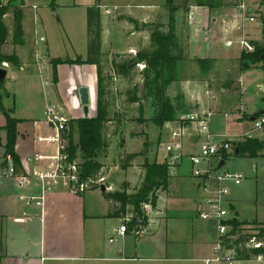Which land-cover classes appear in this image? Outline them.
<instances>
[{
  "label": "crops",
  "instance_id": "obj_1",
  "mask_svg": "<svg viewBox=\"0 0 264 264\" xmlns=\"http://www.w3.org/2000/svg\"><path fill=\"white\" fill-rule=\"evenodd\" d=\"M98 2L102 5L101 23L105 11L107 14H112V25L121 24L122 27L131 31L132 35H135V32L132 31L133 25L136 22L139 28L140 20L134 16L132 10L128 9L133 5L126 4L121 0H115V2L100 0ZM0 4H9L8 11L3 18L7 28V42L2 47V53L4 55L15 54L20 61L19 65L3 62L0 66L5 67L8 71L6 80L8 78L11 81L22 79L24 83L22 92L25 95L28 93L30 100L27 106L18 107L16 101L21 92L14 90L13 98L12 90L11 94L7 96L9 90L4 91L0 87V166L7 165L8 158H11L17 174H25L29 178V183L21 186L16 176H0V264H69L71 262L75 264H126L128 262L133 264H143V262L146 264H208L206 259L213 256V241L209 239V235L201 223L198 224L195 219L187 217L190 216L191 211L177 210V208H181L178 207L180 202L187 200L190 196L193 198L198 217L202 219L198 214L197 201L201 196L200 189H203V182L201 179L197 182L191 180L192 178L189 179L194 176L192 164V169L184 170L187 162V159L186 162L184 159L188 158L190 154L198 152L200 142L204 139L198 132L195 123H191L189 130L185 131L190 138L184 147L188 152H184L183 161L177 163L178 170H169L167 186L158 189L157 206L153 209L147 225L143 226L146 229L145 233L140 236H136L132 226H129V231L124 237H115L113 242L110 241V238L115 235V229L121 225L124 218L109 214L113 203L105 198L104 191L101 190V185L107 187L106 191H115L122 190L124 182L130 186L133 181L144 180L145 171L134 170L135 166H129L126 169L119 165H113V167L106 160L108 158H104L99 161L110 166L104 175L109 183L99 184L100 187L97 188L91 187L83 193H75L62 186L45 194L42 192V184L37 174L46 170L53 162L50 158L38 159L37 156H52L56 154L58 147L57 143L46 139L54 136L55 130L43 120L44 110L48 105H55L66 118H75L64 106L62 78L70 73L68 75L69 90L72 91L73 102L82 104L79 88L86 86L84 72L89 63L60 64L58 66V82L55 83L50 62L52 57L48 54L49 57L46 60L44 57L40 58L37 46L41 41L48 44L46 27L52 14L62 15L63 24L66 26L68 24L73 28V18L77 13L79 22L85 20L87 28V5L82 0H0ZM137 6L149 7L146 4ZM17 8L21 9L23 13L24 42L22 44L14 41V13ZM191 9L194 14L196 11L199 12L203 22L195 29L191 27L188 45L189 56L171 66L173 79H171L170 97L174 109L171 125H178L181 118L192 112L204 111L209 108L216 112L210 127L211 132L219 138L231 140L234 150L236 147L234 141L249 133L252 127L254 128L249 117L264 109L261 104H255L253 108L248 107L244 99L246 89L242 82L246 71L258 70L264 73V62L253 64L248 68L241 66L243 46L240 40L245 36L250 38L248 28L250 26L253 28L254 22L242 21L241 10L238 6L231 8L206 2V5L193 6ZM116 12L125 16L117 18L118 13L116 14ZM230 21L232 25L229 28L226 26V28L241 32L238 37L240 38L238 53L222 52L219 49L221 39L230 38L228 35L222 34V25H227ZM237 24L244 25L243 29H237L235 27ZM199 32L204 33L205 39L193 51L191 49L192 36ZM72 34L74 33L72 32ZM104 37L105 30L102 23V52L104 53L101 59L102 65L106 53L110 54L111 60L114 52L120 53L114 49L112 44L109 50H104ZM23 48L28 49V55H22L21 49ZM135 49L129 42L127 52L133 53ZM202 58L209 60L206 62L207 68L203 69L199 64L198 59ZM224 61H231L235 64L240 71L239 78H217L214 75L218 64ZM89 65L95 67L97 73V66ZM66 67H70L68 71ZM42 82L45 87L39 88L42 86ZM37 83L41 90L39 96L41 107L36 106L31 98ZM260 88L263 89L264 84L260 83ZM196 89L202 93L194 94ZM2 107L11 117L18 120V136L15 144V152L19 159L17 163L10 154L6 153L8 116ZM37 109L40 111V116L32 114ZM20 113L23 114L20 115ZM243 120H248L251 123L250 127L243 130L225 131L220 126L235 124L236 121ZM138 127L141 128V125ZM145 128V135L138 137L147 138L148 128L147 126ZM251 133L253 134L250 136L253 138L264 139V131L254 133L252 130ZM131 136L132 134L129 132V141L132 140ZM128 143L127 141L125 144L126 153L130 152L127 149ZM167 159L170 161V157ZM131 171L134 175L130 174ZM239 181L241 182V180ZM240 182L235 183L239 184ZM128 190L129 187H127V192ZM42 195L44 198L40 205L36 203L37 199H32ZM29 201L30 203H28ZM232 207L236 217L241 220L238 206L232 203ZM183 218L188 221L187 229L181 225ZM253 220L264 222L258 217ZM260 259L262 258L252 260Z\"/></svg>",
  "mask_w": 264,
  "mask_h": 264
},
{
  "label": "rangeland",
  "instance_id": "obj_2",
  "mask_svg": "<svg viewBox=\"0 0 264 264\" xmlns=\"http://www.w3.org/2000/svg\"><path fill=\"white\" fill-rule=\"evenodd\" d=\"M86 5L93 4L94 2H98L100 0H82ZM104 1V0H101ZM114 1L115 0H110ZM124 3H128L133 5V7H129L128 9L133 11L134 16L138 17L139 20H144L143 28H138V23H134L133 30L135 35L131 34V31L122 27L121 24L112 25L111 18L112 14H107L105 11L103 13V28L105 30V37H104V50H109L110 45L114 47L116 51H120V53H113L112 60L110 59V54L106 53L104 57L103 63V77H104V85L106 86V100L110 104V115L111 121L106 125L105 134L108 142V147L105 150H101L94 159L96 160H103L104 158H108L110 164L113 166H121L123 157L126 155V142L128 141V151L137 152L143 151L145 148V142H147V158L145 155H141L137 157L134 161H130L131 166H135L134 170H143L145 171V162L150 163H163L167 158L170 157V153L166 150V146L171 142V134L169 128L165 125L157 124V120L154 119V108L151 105L152 99H144L141 103H135L129 101V92L137 93L138 96H142L144 93V86L143 81L141 80V71L142 68L140 65H135L128 76L120 74L115 71L114 63H124L132 60L135 56L138 55L140 50H157L161 45L168 50V54H173L179 52L180 49H183L187 57L189 56V39H190V30L192 28H197L198 26L202 25V16H200L199 12L196 11V16L198 22L195 25H191L188 22V16L193 6H200L198 5V0H175L172 6H169L166 0H121ZM186 1V2H185ZM203 3L206 5V2H211L212 5H219V6H228L231 8H236L240 2H245L247 5L246 14L253 15L255 18L253 28L250 26L248 28L250 38L247 36L245 38L249 44L252 45V49L243 48L245 52H253L255 50V46H253L252 42L259 41L260 43H264V0H202ZM139 4H146L149 7H140L137 6ZM154 8V9H153ZM152 11H149L151 10ZM149 11V12H147ZM76 12V11H74ZM119 12V10H118ZM116 12V14L118 13ZM74 19L73 28L68 24L67 26L63 24L61 21L62 15L52 14L50 16L49 22L47 23V42H39L37 49L38 55L40 58H45L46 60L49 55L51 57H62L64 59H76L78 57L86 58L87 56V28L85 24V20L79 22V15L77 13ZM125 15L117 14V18L124 17ZM227 23V22H226ZM224 25V26H223ZM222 27V34L228 35L230 38H222L219 49L223 52L232 51L233 53H238V46L239 39L241 35L240 31L236 29H227L232 25L230 21L227 25L223 24ZM227 26V28H226ZM154 31L161 32L165 34L164 36L158 37L157 41H155L154 45L151 44V34ZM72 32L74 34H72ZM237 37V38H235ZM259 38V39H256ZM205 39L204 33H195L192 36V43L191 49L194 51L195 47L198 46L199 43H202ZM132 43V45L136 48L135 51L128 53V44ZM152 45V46H151ZM231 48L230 50H227ZM113 49V48H112ZM21 53L23 56L28 55V49L23 48L21 49ZM49 54V55H48ZM104 56V53H103ZM102 56V57H103ZM134 56V57H133ZM177 61V62H176ZM174 63H178L176 60ZM249 64H260L263 61H256L252 59H246ZM173 63V62H171ZM67 64V63H66ZM165 76L170 80V83L167 84L166 89V99L169 102V106H171V75L170 73V64L169 61L165 63ZM219 66L216 67L214 75L217 78H239L240 71L236 68L235 64L231 61H224L218 64ZM69 66V65H68ZM67 71L70 67H66ZM188 70V69H187ZM188 73V71H186ZM47 74V72H44ZM68 73L62 78V88L64 93V106L68 109L69 113L72 117H86L84 112V107L82 104H76L73 102L72 99V91L70 89V79L68 78ZM81 75V74H80ZM85 83L88 88L89 92V112L88 117H95L97 115V84H98V77L96 73V68L92 65L87 64V68L84 72ZM35 81L38 79H34ZM39 81V80H38ZM242 82L245 86L244 92V99L247 103L249 108H253L255 104H261L264 108V88H260V83L264 84V73L261 71H246L245 75L242 79ZM23 81L22 79H18L16 81H11L10 78L6 80V83L2 86L3 90H9V93L6 95L9 96L13 94L14 98V90L16 92H21L20 97L17 99L16 103L18 107L27 106L30 102L28 98V93L26 95L22 92L23 91ZM41 85V84H40ZM45 87L43 82L42 86L39 88ZM38 88V83L34 86V93L31 95L32 102L38 106L40 101V92L41 90ZM197 90V91H196ZM194 90V94L197 92L198 95L201 94L199 89ZM70 91V92H69ZM19 96V95H18ZM213 107V106H212ZM211 107V108H212ZM208 110H210L208 108ZM28 111V109H27ZM213 116L211 118V124L214 121V116L216 114L215 111H212ZM28 113V112H26ZM23 113H20L22 115ZM32 114L40 116V111L34 110ZM44 117V114H43ZM245 118V117H244ZM243 118V119H244ZM238 122V123H237ZM237 123V124H236ZM141 125V128L138 126ZM143 125V126H142ZM175 126V124H173ZM251 123L248 120L243 121H236L235 124L231 123L230 125L224 124L220 125L225 129V131L230 130H243L244 128L250 127ZM147 126L148 128V135L147 138L145 137H138L139 135H145V131ZM141 129V130H140ZM252 130L255 132L264 131V129H254L251 128L249 133H246L240 136L237 142L243 141H257L259 144H264V139L261 137L253 138L250 136ZM131 132L132 140L129 141L128 133ZM187 132H184L183 136V153L188 152L185 149V143L190 140L187 136ZM138 137V138H136ZM78 140V133L75 134V141L76 144ZM69 140L66 139L64 142V146H69ZM138 153V152H137ZM262 156L260 157H253L249 158L246 156L239 155L233 160H228L226 165L219 170V173L225 174L229 173L232 177L224 179L220 186H224L228 188V194L226 195V199L229 200L231 203H235L240 211V219H238L234 214H229L228 218L230 221L236 222L235 224H230L227 228V233L232 230H238L240 233H246L253 230H256L257 225L253 224L256 217L260 220H264V150L261 151ZM256 158V159H254ZM187 159V162L185 161ZM78 163L83 161V153L79 147H77V157L75 159ZM169 164H171L170 170H178V164H172L167 159L166 160ZM184 161L186 162L184 166V170L192 169L190 160L185 158ZM189 161V162H188ZM215 164L218 165L219 162L217 159L214 160ZM113 166V167H114ZM174 167V168H173ZM131 175H134L131 171ZM236 174H241L242 179L241 182L237 181V179L233 178ZM105 177V176H104ZM135 177V176H134ZM133 177V178H134ZM192 178V179H191ZM189 179L193 181H199V177H189ZM138 181H133L130 183V186L125 184V187H129V194L132 198L138 194L141 189L142 183ZM214 180L210 178L209 182L211 185L214 184ZM235 182H240L236 184ZM109 183V180L106 178L102 181V184ZM187 187V184H186ZM159 191V190H158ZM213 190L207 189L203 190L200 189L201 199L206 194L213 193ZM133 202V199H131ZM177 210H185L191 211L189 214L192 220H196L198 224H202L203 228L206 233L209 235V239L213 241V247L216 244L217 240L220 236L219 231V224L218 221L215 219L203 220L200 219L197 215L195 204L193 202L192 197H188L187 200H182L178 205ZM129 215L128 218L132 216L134 212V206L130 203L128 206ZM147 218H141L142 226L147 225L148 219L150 218L151 214L153 213L152 208H148L146 210ZM187 215V212H185ZM183 214V213H181ZM248 220V221H247ZM251 220V221H250ZM128 226H130V221H125ZM187 219H181V225L184 229H187ZM229 236V235H228ZM231 238V237H229ZM230 247L228 250L235 256L240 258V253L236 249V246L233 244L234 239H228ZM253 243H250V246ZM243 264H264L262 259L260 260H242ZM126 264H133L128 262ZM146 264V262H143Z\"/></svg>",
  "mask_w": 264,
  "mask_h": 264
},
{
  "label": "trees",
  "instance_id": "obj_3",
  "mask_svg": "<svg viewBox=\"0 0 264 264\" xmlns=\"http://www.w3.org/2000/svg\"><path fill=\"white\" fill-rule=\"evenodd\" d=\"M175 0H166L169 6L174 4ZM188 1V0H186ZM185 1V2H186ZM198 5H205L202 0H198ZM9 8V4H0V64L3 62H9L14 65H19L20 61L18 57L13 55H4L2 53V47L7 42V28L3 21ZM101 10L102 5L99 2L87 5V57L84 60L81 57L76 59H64L62 57H52L50 62L53 68V80L58 82V66L60 64H82L89 63L97 66V115L95 117H78L68 119V130L63 133V137L69 140V146L64 149V152L68 155L69 161H74L77 157V147L83 153V161L79 163L81 175L86 181L98 180L105 175L110 166L101 163L99 160L94 159L101 150H105L109 145L107 142L105 129L106 125L111 121L110 115V104L106 100V86L104 85L103 77V66L101 59L103 56L102 52V23H101ZM22 10L17 8L14 13V41L15 43L22 44L23 41V24H22ZM264 25V19H263ZM165 34L154 31L151 34V44L154 45L158 37L164 36ZM255 46L253 52H245L243 50L241 66L242 68H248L251 66L246 59H252L256 61L264 60V43L259 41L252 42ZM151 45V46H152ZM138 56L141 59V63L145 67L141 71V80L143 81L144 93L142 96H138L137 93L129 92V101L135 103H141L144 99H152L151 105L154 108V119L157 120L158 124L165 125L167 121H171L174 117L173 106H169V102L166 99L167 84L170 80L165 76V63L167 60L171 66L175 65L176 60H184L187 58L183 49L179 52L168 54V50L161 45L157 50H140ZM208 59H198L199 64L202 68H207L206 62ZM132 60L124 63H114V69L116 72L128 76L135 65L130 63ZM173 62V63H171ZM177 62V61H176ZM171 79H173L171 77ZM2 110L8 116V122L6 125L7 129V142L5 144L6 153L10 154L14 161L18 162V156L15 152V144L18 136V120L11 117L9 113L2 107ZM256 113L254 116H258ZM78 133V140L76 144L75 134ZM143 151L138 153H126L123 157L122 167L126 169L131 166L130 161H134L137 157L145 155L147 153V142L145 143ZM236 146L240 149V155L259 157L261 151L264 150V144H259L257 141H241L237 142ZM229 155V154H228ZM228 155H225L226 158ZM145 176L142 183L141 189L132 198L128 192L124 182L122 190L115 191H104V196L108 201H111L112 207L110 209V215L126 218L128 217L129 209L128 206L133 204L134 212L129 218L130 226L133 229L142 226L141 218H147V212L145 205L150 204L152 209L157 206L158 194L157 191L161 187H166L169 179V170L171 164L167 161L163 163H144ZM92 188L100 187L99 184L91 183ZM133 199V202H131ZM228 224H235L234 221H228ZM253 224L257 225L256 230L240 233L238 230H232L229 232L231 238H225L224 244L230 247L228 239H234L233 244L240 253V259L252 260L262 258L264 260V222L254 221ZM250 243H253L250 246ZM255 243H260L259 246H255Z\"/></svg>",
  "mask_w": 264,
  "mask_h": 264
},
{
  "label": "built area",
  "instance_id": "obj_4",
  "mask_svg": "<svg viewBox=\"0 0 264 264\" xmlns=\"http://www.w3.org/2000/svg\"><path fill=\"white\" fill-rule=\"evenodd\" d=\"M238 8L241 10L242 21L250 20L254 21L253 15H247V5L245 2H240ZM188 22L194 25L197 22L196 16L191 9ZM237 29H243L244 25L237 24L235 26ZM243 48L252 49V45L242 38L240 40ZM143 69L145 65L143 63L139 64ZM213 113L211 110L195 111L187 116H184L179 120L178 125H171V121H167L165 126L169 128L171 134V142L166 146V150L170 153V163L177 164L183 161V136L186 130H189L191 123H195L198 128L200 135L204 139L200 142L199 151L188 156L192 167L193 175L199 177L203 182V189L215 188L213 193H208L197 201L198 204V214L202 219L209 220L215 219L219 224L220 236L216 244L213 247V256L206 259L208 264L215 262L218 264H243L242 259L233 255L226 244H224L225 238L230 237L227 233V228L230 224L228 216L233 213L232 203L226 199L228 194V188L220 186V183L225 181L224 179L231 178L229 173L221 174L216 171L217 165L214 163L215 159L220 162L225 155L233 151V143L229 139L219 138L211 132L210 122ZM68 119L60 112L59 108L55 105H48L44 110L43 120L52 126L55 130V135L46 138L51 142L57 143V152L52 156L38 155V159L50 158L52 160V165H50L46 170L40 171L37 176L42 184V192L45 194L58 187H65L75 193H83L87 189L91 188V183L102 184L105 177L102 176L98 180L86 181L81 175L80 165L77 161H69L68 155L64 152L66 148L64 142L67 138L63 137V133L66 132L68 128ZM254 129H264V115H258L255 120H252ZM45 139V138H40ZM0 176H16L18 182L21 186L27 185L29 183V178L25 174H17L16 167L12 163L11 158H8V164L0 166ZM210 178L214 181L211 185L209 182ZM233 178L237 181L241 180L242 175L236 174ZM43 195L40 197H33L32 199H37V204L43 203ZM30 203V201L28 202ZM151 208L150 204H146V210ZM129 220L128 217L124 218L121 225L115 229V235L110 238L113 242L115 237H124L129 231V226L125 222ZM146 229L143 226L133 229L136 236H140L145 233ZM229 235V236H228ZM260 243H255V246H259ZM69 264H75L71 262Z\"/></svg>",
  "mask_w": 264,
  "mask_h": 264
},
{
  "label": "water",
  "instance_id": "obj_5",
  "mask_svg": "<svg viewBox=\"0 0 264 264\" xmlns=\"http://www.w3.org/2000/svg\"><path fill=\"white\" fill-rule=\"evenodd\" d=\"M144 25V21L140 20L139 21V28H143ZM139 65L141 64V59L139 58V56H135L134 58H132V62L130 63V65ZM7 69L3 66H0V87H2L5 83L6 77H7ZM88 88L87 86H81L79 88V95H80V100L81 103L84 107V112H85V116H88V112H89V92H88ZM259 115H264V109L260 110L258 112ZM257 116H251L249 117L250 120H255ZM240 155V149L238 146L235 147V149L233 150V152H231V154H229L226 158H223L219 164L216 167V171L221 170L227 163L228 160H233L235 159L237 156ZM101 190L105 191L107 190V187L105 185H101Z\"/></svg>",
  "mask_w": 264,
  "mask_h": 264
}]
</instances>
